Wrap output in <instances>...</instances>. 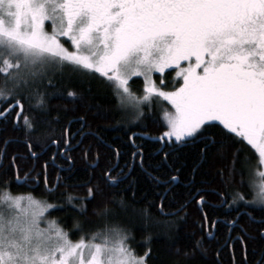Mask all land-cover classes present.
Masks as SVG:
<instances>
[{"label": "snow or ice", "instance_id": "snow-or-ice-1", "mask_svg": "<svg viewBox=\"0 0 264 264\" xmlns=\"http://www.w3.org/2000/svg\"><path fill=\"white\" fill-rule=\"evenodd\" d=\"M101 89L110 115L94 118L134 149L123 165L124 144L83 131ZM138 139L159 147L146 159ZM74 153L82 194L57 200ZM136 169L154 189L145 206ZM192 204L199 232L181 246ZM59 208L70 225L45 215ZM152 225L183 264L206 262L218 230L211 264H264V0H0V264H179L153 251Z\"/></svg>", "mask_w": 264, "mask_h": 264}, {"label": "trees", "instance_id": "trees-1", "mask_svg": "<svg viewBox=\"0 0 264 264\" xmlns=\"http://www.w3.org/2000/svg\"><path fill=\"white\" fill-rule=\"evenodd\" d=\"M134 87H142V78H141L140 84L134 85ZM109 99L110 97L107 91L104 89H101L100 91L94 93V98L88 101V103L92 106V111L87 113L89 123L91 124V128L86 127L83 129V131L88 135V139H91L92 133H96L97 131H99V134L102 137H104V139L107 142L112 143V144H124L125 147L121 149L122 155L119 160L120 165H123L125 160L129 158L130 153L134 151L133 147L131 146L130 142L127 139V135L125 134L126 129L120 130L124 126L116 124L115 119L113 118H109L107 120L94 118V112L97 106H99L100 109L108 112L110 115ZM52 105L54 108H59L61 110L63 108V105L60 102L55 101V100L52 101ZM62 127H63V124L53 125L55 134L57 136L60 135ZM77 129H79V125H74L73 131H76ZM133 130L138 131L137 129H133ZM136 142L138 144H143L145 148L146 159H147V154L149 153L154 154L155 149L159 147V145L156 142L148 140V139H145L143 141L138 139ZM74 155H76L77 158L73 166V179H70L67 182L70 185L69 187L61 188L55 193V198L57 200L63 199V196L61 195L62 193L64 195L71 194L73 196H78L82 194V189L71 186V185L78 183L80 180L87 178L84 161L79 159L78 153H74ZM156 159H159V157L156 155H153V159L150 162H155ZM58 163H66V162L58 161ZM49 169H50L49 170L50 177L52 180L56 178L57 174L61 176H64L66 174L62 169L54 168L51 166V164L49 166ZM133 175L137 176V179L139 181L138 187H137L138 196H145L146 198V200L141 201V204L139 206H145L146 201H151L154 199V189L152 187L151 181L146 176H144L139 171V169H136L133 172ZM182 180H183V177L181 178V181ZM11 191L13 194H18L20 192L22 193L34 192L36 195H38V190L33 191L32 188H24L22 186L16 185L15 183L11 185ZM176 191L180 193L184 191L182 182L178 183ZM180 199L181 197L177 196L176 199L173 200L172 202V207L167 210L171 211L175 209L177 207L176 200H180ZM211 202L215 203L214 200H212ZM153 211H155V209H153ZM187 212H188V216H187L186 223L181 222L180 227L178 229L180 233L179 244L181 246L189 242V233H191L194 230L199 232V229L194 227V221H197L200 215L196 211L195 205L194 204L189 205ZM209 214L211 215V212ZM51 216L61 221L67 220L69 225L71 223L70 217H66L65 215L64 208H59V209L51 211ZM158 218L160 220L165 219L164 217H158ZM147 231L152 233L151 248L157 254L160 260H163L165 262L170 261V260H178L179 264H183V257H177L174 251L168 249L165 243L163 242V227L161 225H152L148 228ZM70 238L76 240L79 237L78 235L70 234ZM136 238L139 244H143L142 234L140 231H137ZM216 239H219L220 244L224 243L223 230H218ZM216 239H212L207 242L206 246L209 249L208 260L206 262H202V264H211L212 259L214 258L213 249H215L216 247ZM140 250L143 251L142 248Z\"/></svg>", "mask_w": 264, "mask_h": 264}, {"label": "flooded vegetation", "instance_id": "flooded-vegetation-1", "mask_svg": "<svg viewBox=\"0 0 264 264\" xmlns=\"http://www.w3.org/2000/svg\"><path fill=\"white\" fill-rule=\"evenodd\" d=\"M50 169H48V171H49ZM50 172V171H49ZM49 177H50V173H49ZM50 179H51V177H50ZM22 187H24V188H31V187H29V186H27V185H22ZM33 190V189H32ZM26 193V192H25ZM25 193H22V192H20V193H18V194H25ZM33 195H36L34 192H33ZM38 196V195H37Z\"/></svg>", "mask_w": 264, "mask_h": 264}, {"label": "rangeland", "instance_id": "rangeland-1", "mask_svg": "<svg viewBox=\"0 0 264 264\" xmlns=\"http://www.w3.org/2000/svg\"><path fill=\"white\" fill-rule=\"evenodd\" d=\"M162 103L166 104L167 102H163V101H162ZM51 211H53V210H48V212L45 213V215H49V213H50V218H51V217H52V216H51ZM71 239H72V238H71ZM73 240H74V239H73Z\"/></svg>", "mask_w": 264, "mask_h": 264}]
</instances>
